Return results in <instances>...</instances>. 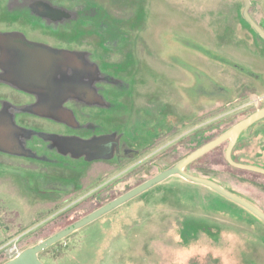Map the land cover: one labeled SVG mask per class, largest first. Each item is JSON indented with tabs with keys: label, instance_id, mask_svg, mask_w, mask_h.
I'll use <instances>...</instances> for the list:
<instances>
[{
	"label": "rangeland",
	"instance_id": "1",
	"mask_svg": "<svg viewBox=\"0 0 264 264\" xmlns=\"http://www.w3.org/2000/svg\"><path fill=\"white\" fill-rule=\"evenodd\" d=\"M25 1L3 0V5L9 13H24ZM151 1L152 7L163 9V14L152 18H160L155 27L160 40L157 52L172 67L169 77L174 89L188 106L204 104L209 98L203 122L198 119L192 127L193 132L207 131L192 135L189 141V128L163 136L155 149L123 171L102 174L87 190L59 203H35L43 198L42 193L37 197L20 185L1 182L0 262L14 257L15 248L22 251L169 168L264 107L260 99L264 94V40L242 19L244 0ZM249 1V14L264 25V0ZM168 12L176 17L187 15L190 40L176 46L168 42L173 34ZM237 21L249 32L244 27L238 30ZM198 41L207 45L205 49L196 45ZM197 58L208 59L209 71L201 68ZM212 72L230 88L219 102L215 97L225 91L218 88ZM236 144L237 159L264 164V119L244 130ZM226 146L227 142L208 152L191 172L255 200L263 211L264 178L230 169ZM28 177L35 182L36 176ZM205 190L210 191L208 196L201 194ZM213 193L171 176L44 250L40 259L43 264H264V225L252 217L259 227L225 221Z\"/></svg>",
	"mask_w": 264,
	"mask_h": 264
},
{
	"label": "flooded vegetation",
	"instance_id": "2",
	"mask_svg": "<svg viewBox=\"0 0 264 264\" xmlns=\"http://www.w3.org/2000/svg\"><path fill=\"white\" fill-rule=\"evenodd\" d=\"M151 3L27 0L24 13H9L0 0V183L42 193L35 203H59L123 171L163 136L189 128V141L207 131L192 127L209 98L188 106L174 89L152 18L163 9ZM168 13V42L190 40L187 15ZM196 61L209 71L207 58ZM212 76L225 91L219 102L230 88Z\"/></svg>",
	"mask_w": 264,
	"mask_h": 264
},
{
	"label": "water",
	"instance_id": "3",
	"mask_svg": "<svg viewBox=\"0 0 264 264\" xmlns=\"http://www.w3.org/2000/svg\"><path fill=\"white\" fill-rule=\"evenodd\" d=\"M244 2H245V7L243 9V17L250 23V25L256 31V33L264 40V30L249 15L248 10L250 7V1L244 0ZM260 99L264 101V94L261 95ZM261 119H264V107L253 112L247 117L243 118L242 120L234 124L232 127H230L228 130L220 134L219 136L215 137L214 139L198 147L197 149L190 152L186 156L182 157L180 160L175 162L169 168L159 172L155 176L131 188L127 192L123 193L122 195L100 206L99 208L83 216L82 218L74 221L73 223L69 224L65 228L48 236L47 238L23 249L22 251L18 252L14 257L10 258L9 260L1 264H43V262L41 261L39 257V254L42 251L53 246L57 242L61 241L62 239H64L71 233L75 232L76 230L80 229L81 227L94 221L98 217L120 206L121 204L133 198L134 196L166 180L167 178L171 176H179L187 182L201 185L205 188L210 189L211 191L217 193L218 195L224 197L225 199L242 207L243 209L251 213L254 217L259 219L262 223H264V211H262L256 205L252 204L251 202L242 198L241 196L233 193L229 189L224 188L223 186H221L214 180L190 174L185 170L186 167L189 164H191L193 161L200 158L204 154L210 152L217 146L227 142V146L225 150V160L229 165L235 168L248 170V171H252V172H256V173L264 175V168L249 165V164L238 163L234 161L232 158V150L239 136L249 126H251L252 124L256 123L257 121Z\"/></svg>",
	"mask_w": 264,
	"mask_h": 264
},
{
	"label": "trees",
	"instance_id": "4",
	"mask_svg": "<svg viewBox=\"0 0 264 264\" xmlns=\"http://www.w3.org/2000/svg\"><path fill=\"white\" fill-rule=\"evenodd\" d=\"M256 123H257V122H256ZM256 123L252 124V125L249 126V127H252V126L255 125ZM209 141H210V140H209ZM206 143H207V142H206ZM223 144H224V143H223ZM236 145H237V144H236ZM236 145L234 146V148H233V150H232V158H233L234 161H236V162H238V163H242V164H249V165H253V166H258V167L264 168V164H259V163H256V162H248V161H243V160H239V159H237V158L235 157V155H234V151H235V149H236ZM221 146H222V144L219 145V146H217L216 148H214V149L211 150L210 152L215 151V150L217 151ZM199 147H200V146H199ZM196 149H197V148H196ZM206 154H207V153H206ZM206 154H204L203 156H201L200 158L196 159V160L193 161L191 164H189V165L186 167L187 172L190 173V174L196 175V176L205 177V176L197 175V173L191 172V168H192V166H195V165L197 164V162H198L200 159H202ZM227 164H228V163H227ZM228 166H229L230 169H232V170L239 171V172H242V173H244V174H250V175H255V176H259V177L264 178V175H263V174H259V173H256V172H252V171H248V170H243V169L235 168V167H232V166L229 165V164H228ZM205 178H206V177H205ZM213 180H214V179H213ZM216 182L219 183V184H221L224 188L229 189V190L232 191L233 193H235V194L241 196L242 198L248 200L249 202H251L252 204L256 205L258 208L261 209V207L255 202V200L250 199V198H248V197H246V196L241 195V194L238 193L237 191L231 189L230 187H228V186H226V185H224V184H222V183H220V182H218V181H216ZM252 183H253V182H252ZM213 194H215L218 198H221V199L225 200V201H226L227 203H229V204H232V205L238 206V205H236L235 203H233V202H231V201L225 199L224 197H222V196H220V195H218V194H216V193H213ZM238 207L241 208L243 211H245V212H246L247 214H249L250 216H252V217H253L254 219H256L257 221H259L261 224L264 225V223H262V222H261L259 219H257L256 217H254L251 213H249L248 211H246L245 209H243V208L240 207V206H238ZM261 210H262V209H261ZM263 211H264V209H263ZM42 252H44V251H42ZM42 252H41V253H42ZM41 253H40V254H41ZM40 254H39V257H40ZM7 260H8V259H6V260L0 262V264L6 262Z\"/></svg>",
	"mask_w": 264,
	"mask_h": 264
},
{
	"label": "crops",
	"instance_id": "5",
	"mask_svg": "<svg viewBox=\"0 0 264 264\" xmlns=\"http://www.w3.org/2000/svg\"><path fill=\"white\" fill-rule=\"evenodd\" d=\"M208 191L209 190H205V192H202L201 194L208 196L210 193V191L209 192ZM213 197H214V203L215 202L219 203L220 207H222L217 210L219 211L218 213L221 214L222 218L225 221H232L234 223L238 222L241 224L246 223V224H251L252 226L259 227L258 224L252 220L253 217L245 214L241 210V208H239L238 206H232V204L227 203L225 200H222L221 198H218L217 196H213ZM242 225H245V224H242Z\"/></svg>",
	"mask_w": 264,
	"mask_h": 264
},
{
	"label": "built area",
	"instance_id": "6",
	"mask_svg": "<svg viewBox=\"0 0 264 264\" xmlns=\"http://www.w3.org/2000/svg\"><path fill=\"white\" fill-rule=\"evenodd\" d=\"M14 253H16V254L18 253V250L16 248L14 249Z\"/></svg>",
	"mask_w": 264,
	"mask_h": 264
}]
</instances>
